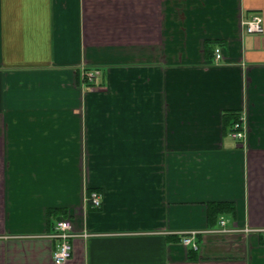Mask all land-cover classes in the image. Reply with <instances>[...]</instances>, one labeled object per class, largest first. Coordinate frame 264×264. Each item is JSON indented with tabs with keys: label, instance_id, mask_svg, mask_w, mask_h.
<instances>
[{
	"label": "crops",
	"instance_id": "crops-1",
	"mask_svg": "<svg viewBox=\"0 0 264 264\" xmlns=\"http://www.w3.org/2000/svg\"><path fill=\"white\" fill-rule=\"evenodd\" d=\"M256 14L264 0H0V264H56L62 218L64 264H264ZM218 201L235 211L210 223Z\"/></svg>",
	"mask_w": 264,
	"mask_h": 264
},
{
	"label": "built area",
	"instance_id": "built-area-1",
	"mask_svg": "<svg viewBox=\"0 0 264 264\" xmlns=\"http://www.w3.org/2000/svg\"><path fill=\"white\" fill-rule=\"evenodd\" d=\"M244 23L246 25V30L249 33H260L264 31V17L262 15L256 14L252 18L246 20ZM214 57L217 61L223 57L222 47H216ZM87 76L90 79H93L95 73L88 72ZM231 134L235 139L240 140L245 138L246 129L244 126L243 114H240L239 118L233 123ZM89 200L96 208L102 206V196L97 190H92L89 193ZM225 223V220L222 219L221 224L225 225ZM195 233L196 231H192V235L185 236L183 241L186 244H191L194 247H197V243L194 240ZM77 236L78 234L72 230V224L69 219L62 218L57 221L55 232L52 234V237L58 240V244L53 252V260L56 264H64L72 258L74 254V238Z\"/></svg>",
	"mask_w": 264,
	"mask_h": 264
},
{
	"label": "trees",
	"instance_id": "trees-1",
	"mask_svg": "<svg viewBox=\"0 0 264 264\" xmlns=\"http://www.w3.org/2000/svg\"><path fill=\"white\" fill-rule=\"evenodd\" d=\"M229 118L231 120V123L233 125V123L239 118V114L238 113H230L228 114ZM92 190L89 191V193ZM236 206L231 203V202H227V201H218V202H210L208 204V218L210 223L215 220L218 216H220L222 213H224V211H235ZM59 209L57 208H51L48 210V213H58ZM261 240L264 242V237L261 236ZM195 250V249H194ZM193 251V249H192Z\"/></svg>",
	"mask_w": 264,
	"mask_h": 264
},
{
	"label": "rangeland",
	"instance_id": "rangeland-1",
	"mask_svg": "<svg viewBox=\"0 0 264 264\" xmlns=\"http://www.w3.org/2000/svg\"><path fill=\"white\" fill-rule=\"evenodd\" d=\"M197 234V231H196V233H195V235ZM184 236H183V238L185 237V236H191L192 235V231H190V232H188V233H185V234H183ZM194 235V236H195ZM183 241V240H182ZM184 242V241H183ZM185 243V242H184Z\"/></svg>",
	"mask_w": 264,
	"mask_h": 264
}]
</instances>
